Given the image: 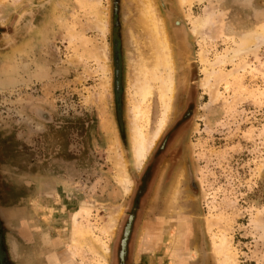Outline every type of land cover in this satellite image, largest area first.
<instances>
[{
    "label": "rangeland",
    "instance_id": "rangeland-1",
    "mask_svg": "<svg viewBox=\"0 0 264 264\" xmlns=\"http://www.w3.org/2000/svg\"><path fill=\"white\" fill-rule=\"evenodd\" d=\"M154 1L174 56L166 115L165 70L145 100L130 78L147 52L133 0H3L0 264H264V42L235 53L264 0H166L172 18ZM162 116L138 169L133 125L150 138Z\"/></svg>",
    "mask_w": 264,
    "mask_h": 264
},
{
    "label": "bare ground",
    "instance_id": "bare-ground-1",
    "mask_svg": "<svg viewBox=\"0 0 264 264\" xmlns=\"http://www.w3.org/2000/svg\"><path fill=\"white\" fill-rule=\"evenodd\" d=\"M133 1L137 9V15H138L137 21H138V26L142 34V42L144 41V44L147 48V52L145 53L138 47L136 55L134 53L135 57L130 58L131 59L129 60L131 61L130 67H129L130 68V78L133 79L134 85L136 86V93L139 94V96L141 97V100H145L148 97L150 98V96L153 93L152 77L155 76L153 78L159 79V77H157L158 76L157 72H161L165 70L166 75L161 80L160 88L162 91L161 95H163V100H164L163 103H165V111H164L165 114L164 115H166L169 111V106H170L169 101H167L166 98L168 99L169 97L168 100H170V97L172 96L175 90V81L173 78L174 56H173V51L171 48L168 32L165 27L164 20L162 16L160 15L158 8H157V4L155 3L154 0H133ZM193 1H198V2L207 1L208 3H213V0H180V3L181 5H188L190 8L192 6ZM2 3H3V0H0V12L2 9L1 8ZM215 8H216L215 6L214 8L208 7L203 15L196 18V20L193 23V27H192L193 33H197V32L201 33L205 29L209 28L210 24L212 23V19H213L212 16L215 11ZM105 23H106L105 18H103L101 21V24L103 26L102 29L105 28L106 26ZM135 41L138 42L137 40ZM262 42H264V29L263 28L256 30L253 36L249 38H245L244 41L240 43L235 53L236 52L240 53L244 50L249 49L251 46V43L260 44ZM106 71H108V69H106ZM208 74H211V73H208ZM208 74H206L205 78L203 79V83H202L203 86H210V82H211L210 76L211 75H208ZM131 110H133L132 111L133 112L132 115H134L133 118H138L141 113L142 108L140 110L139 106H135L134 109H131ZM162 117L160 119V122H159L160 124L158 128L156 129V131L153 133V135L150 138H147L144 135V133L141 130L142 127H139L135 123L133 125V129H132L133 137H134L133 138L134 140L133 150H134V156H135V165L138 169H141L144 161L149 156V152L152 146L154 145L156 139L159 137L161 131L166 125L167 117L166 116H164L163 118ZM118 156L119 158H116L118 159L116 165L119 167V170H120L119 179L122 185H124L125 190L129 192L133 181L129 177L127 166H126V163L124 162V157L119 152H118L117 157ZM174 192L175 191H173L172 193L170 192L171 194L170 199L168 198L169 203L167 202L168 207H171L175 201L174 197H176L175 196L176 194ZM74 216L72 217H74V221H75L76 215ZM111 221L114 222V220H111ZM175 245H176V240H175ZM192 253L194 256L197 254L196 250H193Z\"/></svg>",
    "mask_w": 264,
    "mask_h": 264
},
{
    "label": "water",
    "instance_id": "water-1",
    "mask_svg": "<svg viewBox=\"0 0 264 264\" xmlns=\"http://www.w3.org/2000/svg\"><path fill=\"white\" fill-rule=\"evenodd\" d=\"M161 5L165 11V13L167 14L168 18H172L174 16V14L172 13V11L170 10L168 4H167V1L166 0H161ZM177 25L179 26H184V22L181 21V20H178L176 21ZM131 226H132V223H130L127 227V230H126V234H125V238L123 240V249H122V259L124 260L125 259V255H126V251H127V242H128V239H129V235H130V232H131Z\"/></svg>",
    "mask_w": 264,
    "mask_h": 264
},
{
    "label": "flooded vegetation",
    "instance_id": "flooded-vegetation-1",
    "mask_svg": "<svg viewBox=\"0 0 264 264\" xmlns=\"http://www.w3.org/2000/svg\"><path fill=\"white\" fill-rule=\"evenodd\" d=\"M169 156H167L165 159H167ZM155 159V156L153 157V160Z\"/></svg>",
    "mask_w": 264,
    "mask_h": 264
}]
</instances>
